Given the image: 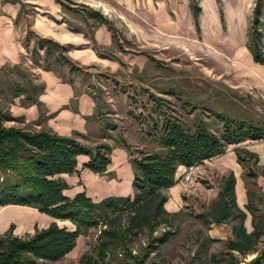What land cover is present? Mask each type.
Returning a JSON list of instances; mask_svg holds the SVG:
<instances>
[{
    "label": "trees",
    "instance_id": "16d2710c",
    "mask_svg": "<svg viewBox=\"0 0 264 264\" xmlns=\"http://www.w3.org/2000/svg\"><path fill=\"white\" fill-rule=\"evenodd\" d=\"M57 1L63 4L61 0ZM261 2L257 0L255 4V17L252 19L255 26L251 28L247 47L254 62L264 64V34L258 30ZM193 12L195 17L200 12L196 3ZM87 14L110 28V20L99 12L89 9ZM29 37L36 38L37 47L44 50L46 58L52 56L57 63L69 67L68 73H78L80 67L65 55L68 50L66 45L32 32H28ZM44 69L54 71L74 85V78L69 79L50 67ZM83 82L85 79L81 78ZM43 88V84L28 79L19 66H4L0 69V97H5L8 102L23 95V104H39L38 96ZM88 93L95 100L94 114L87 118V123L92 122L94 125L92 129L88 127L91 137L88 140L94 142L92 144L81 142L79 137L83 136L77 132L61 136L47 129L30 132L13 126L6 127L4 121L13 117L4 111L0 101V206H30L53 218L70 220L75 225L74 230H69L53 222L46 228H36L34 233L25 237L14 235L11 226L0 235V264H51L59 261L75 248L80 235L87 234L97 226H101V229L96 234L94 247L91 252L82 255L80 264H146L150 251L158 250L175 234V214L167 212L164 204L168 197L165 190L177 181V168L180 165L200 164L220 155L230 144L264 140V120L253 116L246 119L237 114L229 116L225 112H214L222 118L220 133L211 131L203 122L189 127L175 117L166 116L160 124L151 118L153 128L157 130L160 127L158 149L142 153L140 157L133 156L125 141L116 142L108 133L111 127L102 118L101 106L97 98L91 92ZM78 94L75 91V97ZM117 146L123 147L130 157L134 173L132 195L109 196L95 202L84 192L72 199L63 194L68 184L62 174L78 172V155H88L89 161L83 167L101 174L106 171L111 162V153ZM236 152L241 163L246 160L251 166L256 164L255 153L247 149H237ZM247 174L253 177L255 173L249 171ZM221 186L217 207L211 212L215 220L229 216V209L237 210L233 174L224 177ZM247 193V208L253 214L254 236H264V200L252 179L247 183ZM243 217L244 214L240 212V218ZM158 226H163L164 231L155 235ZM146 232V247L133 253L129 244ZM249 239L244 243L247 250L251 248ZM205 247L204 243L199 244V250L193 255L201 264ZM225 264L238 263L230 260ZM246 264H264V245Z\"/></svg>",
    "mask_w": 264,
    "mask_h": 264
},
{
    "label": "crops",
    "instance_id": "0c3cea01",
    "mask_svg": "<svg viewBox=\"0 0 264 264\" xmlns=\"http://www.w3.org/2000/svg\"><path fill=\"white\" fill-rule=\"evenodd\" d=\"M73 1L98 10L107 19L115 16L123 20L139 16L142 3L141 0ZM65 16L63 6L57 0H0V69L4 66H19L28 79L44 86L38 96L39 104L25 105L21 102L24 96L20 95L4 106V111L14 119L5 121V125L24 127L32 131L47 129L61 136H70L77 132L83 136L82 140H86V137L91 138L88 127L92 129L94 126L92 122L87 123V118L95 111L94 98L82 86L80 78L75 79L73 85L54 71L33 63L30 43H25L30 38H27L28 32H32L36 36L51 38L66 45L68 50L65 55L79 66L98 64L111 70L116 69V62L101 56L91 45V41L106 48L112 45V35L107 26L100 24L91 39L81 30H72ZM232 66L234 74L229 78V86L255 91L264 97V64L254 62L252 54L246 49L236 55ZM75 91L79 92L77 97ZM2 99L3 96L0 101ZM237 149H247L255 153L256 164L251 166L246 160L241 163L237 157ZM88 161L89 156L78 155V172L62 174L68 184V188L63 191L65 196L72 199L78 193L84 192L87 197L97 202L109 196L133 194V167L128 152L123 147L117 146L113 149L111 162L101 174L84 168ZM185 170L186 166L180 165L175 173L176 183L165 190L168 197L164 208L175 214V234L162 247L180 237L182 243L187 240L194 245L192 256L199 244L206 245L202 252L203 264H225L230 260L246 264L264 245L263 235L254 236L253 214L247 208V183L250 179L256 183L264 200V140H247L228 145L222 154L200 163L189 183L183 180ZM249 171L255 173L253 177L248 176ZM229 174H233L235 178L237 210L229 209V216L215 220L211 212L217 207L223 178ZM240 212L244 214L242 219ZM53 222L69 230L75 229L70 220L53 218L30 206H0V235L12 226L14 235L25 237L34 233L36 228H46ZM180 233L182 234L179 235ZM80 237L83 235L78 237L75 248L61 260H75L76 256L78 260L81 259L83 254L78 255ZM247 238H250L251 244L248 250L244 247ZM194 260L196 264H201L197 258Z\"/></svg>",
    "mask_w": 264,
    "mask_h": 264
},
{
    "label": "rangeland",
    "instance_id": "374dc122",
    "mask_svg": "<svg viewBox=\"0 0 264 264\" xmlns=\"http://www.w3.org/2000/svg\"><path fill=\"white\" fill-rule=\"evenodd\" d=\"M61 1L72 30H81L92 38L95 29L104 24L88 16V10L92 9L88 5ZM141 1L139 16L129 20L115 16L108 19L112 29L105 25L112 35L110 47L91 41L101 56L116 62V69L98 64L78 65V73L70 74L67 65L57 63L52 56L46 58L43 49L37 47L36 38L30 37L25 43H30L33 63L41 68H53L69 79H85L82 86L97 98L102 118L111 127L108 133L116 142L125 141L129 152L137 157L159 147L160 127L155 130L151 118L160 124L166 116L175 117L189 127L203 122L216 133L223 127L222 118L214 113L217 111L264 120V97L255 91L233 88L228 82L234 74L232 62L236 55L249 50L247 43L255 26L252 19L257 0ZM195 3L200 7L197 17L193 12ZM260 6L258 30L264 34V0ZM12 102L4 97L3 109ZM86 138L79 140L94 143ZM100 229L101 226L92 228L79 238L78 255L92 251ZM163 231L164 227L158 226L155 235ZM180 240L177 237L165 247L151 250L146 264H196L191 254L194 245ZM147 242L146 232L130 243L129 248L138 253ZM77 257L51 264H80Z\"/></svg>",
    "mask_w": 264,
    "mask_h": 264
},
{
    "label": "built area",
    "instance_id": "2783aa9c",
    "mask_svg": "<svg viewBox=\"0 0 264 264\" xmlns=\"http://www.w3.org/2000/svg\"><path fill=\"white\" fill-rule=\"evenodd\" d=\"M198 165H199V164L191 165V166H186V170H185V173H184V175H183V180H184L186 183H189V182L192 181L194 171H195V169L198 168Z\"/></svg>",
    "mask_w": 264,
    "mask_h": 264
}]
</instances>
